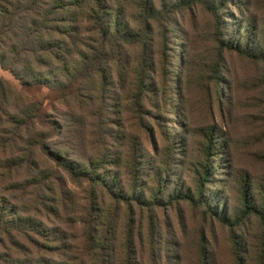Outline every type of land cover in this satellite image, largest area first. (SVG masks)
I'll return each instance as SVG.
<instances>
[{
	"label": "trees",
	"instance_id": "16d2710c",
	"mask_svg": "<svg viewBox=\"0 0 264 264\" xmlns=\"http://www.w3.org/2000/svg\"><path fill=\"white\" fill-rule=\"evenodd\" d=\"M121 1L0 0V69L17 81L15 86L0 77V264H110L111 221L104 204L108 199L126 213L121 264H136L140 235L134 238L130 231L135 210L151 220L164 204L179 201L201 207L227 227L235 264H242L239 251L244 242L233 227L238 215L226 217L221 199L222 206L216 209L218 195L206 189L211 168L223 170L222 145L217 144L214 131L204 132L190 191L167 175L178 141L170 142L149 168L145 138L150 128L139 122L144 103L155 93L164 98L167 113L173 114L166 95L170 87H164L171 63L163 31L176 13L195 0H130L137 15L127 22H123L129 15ZM200 2H209L205 8L219 32L218 11L230 2L240 8V0ZM252 23L217 42L225 51L264 67L263 31L254 41ZM153 26L160 32L162 47L161 79L156 84L146 46ZM219 63L216 60L209 71L210 80L203 78V69L198 73V88L206 89L211 82L214 96L220 87ZM111 90L115 97L120 92L121 107L127 108L124 113L120 110L122 117L132 113L133 120H138L143 140L125 123L114 135L118 121L106 112L112 108ZM118 144L123 148L120 152ZM149 170L151 177L145 182ZM68 184L85 186V200L74 218L67 215ZM168 185L172 190L164 203L161 196ZM248 186H238L245 211L250 209ZM75 206H71L73 214ZM66 219L70 226L80 227L82 249L69 247ZM147 237L153 252V228L141 239Z\"/></svg>",
	"mask_w": 264,
	"mask_h": 264
},
{
	"label": "rangeland",
	"instance_id": "374dc122",
	"mask_svg": "<svg viewBox=\"0 0 264 264\" xmlns=\"http://www.w3.org/2000/svg\"><path fill=\"white\" fill-rule=\"evenodd\" d=\"M119 3L122 7L126 5L125 12L129 15L123 22L134 20L137 15L135 2L131 4L130 0H122ZM207 3L195 0L194 4L182 8L163 31L167 58L171 63L168 68L170 79L164 87H170L166 95L173 114L169 115L168 108H163L164 98H160L158 93L150 95L143 105L139 122L150 128L145 138L148 166L153 168L166 146L173 140L178 141L172 168L168 169L167 175L170 181L179 179L184 188L192 191L193 169L204 132L213 130L212 134L218 137L217 144L222 145L223 170L211 168L207 192L217 193L216 209L222 206L218 199L224 201L226 217L238 215V224L233 227L235 236L244 242L239 251L242 264H264V67L261 63L225 51L217 42L235 36L250 20H253L251 32L254 41L258 39L260 31L264 36V0H240V8H235L233 2L225 5V10L217 13L216 20L221 21L220 32L216 30V21L205 8ZM159 38L160 32L153 26L146 46L149 45L150 65L155 69L151 75L154 84L161 79L159 52L162 47L160 49ZM216 60L220 61L216 72L220 81L218 96H214L211 82L206 89L204 86L198 88L199 70L203 69V78L210 80L209 71ZM0 77L17 86V81L2 69ZM115 94L112 90L109 92V105L112 108L106 111L110 113L111 120L118 121L113 127L114 135L117 136L118 127L125 123L143 140L144 133L136 125L138 120H133L132 113L122 117L120 110L124 113L127 108L121 107L120 92L117 97ZM95 109H99V102ZM170 134L174 138L170 139ZM120 144L117 152L123 150ZM150 171L149 176L144 178L145 182L150 180ZM120 174L124 180L122 169ZM241 183L249 185L248 212L240 202L238 186ZM68 186L71 193L66 202L67 215L74 218L79 205L85 200V186ZM171 190L172 185H168L161 196L164 203ZM108 200H104V204L109 208L105 213L111 221L108 233L110 264H121L126 213L123 207L116 209ZM73 204L76 205L74 214L71 212ZM135 212L130 231L134 238L140 235V242L136 244L140 245L135 256L136 264H235L227 227L219 224L214 216L204 214L201 207L188 201L164 204L151 220L142 210ZM65 221L69 225L64 226L67 227L69 247L82 249L84 241L80 227L70 226L68 219ZM151 228L154 230L153 252L149 250L148 237L141 239Z\"/></svg>",
	"mask_w": 264,
	"mask_h": 264
}]
</instances>
